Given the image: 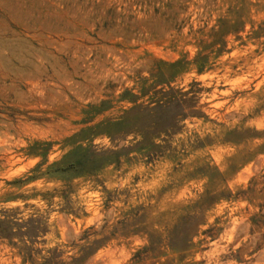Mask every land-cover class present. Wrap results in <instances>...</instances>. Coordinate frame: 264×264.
Returning a JSON list of instances; mask_svg holds the SVG:
<instances>
[{
  "label": "rangeland",
  "instance_id": "374dc122",
  "mask_svg": "<svg viewBox=\"0 0 264 264\" xmlns=\"http://www.w3.org/2000/svg\"><path fill=\"white\" fill-rule=\"evenodd\" d=\"M0 264H264V0H0Z\"/></svg>",
  "mask_w": 264,
  "mask_h": 264
},
{
  "label": "bare ground",
  "instance_id": "6f19581e",
  "mask_svg": "<svg viewBox=\"0 0 264 264\" xmlns=\"http://www.w3.org/2000/svg\"><path fill=\"white\" fill-rule=\"evenodd\" d=\"M4 143H6V142H4ZM6 146V145H5ZM9 151V150H8Z\"/></svg>",
  "mask_w": 264,
  "mask_h": 264
}]
</instances>
